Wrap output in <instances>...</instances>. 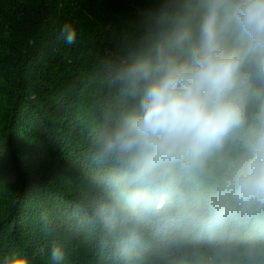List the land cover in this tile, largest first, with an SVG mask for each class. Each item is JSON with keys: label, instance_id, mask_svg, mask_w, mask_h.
Returning <instances> with one entry per match:
<instances>
[{"label": "clouds", "instance_id": "9594fccd", "mask_svg": "<svg viewBox=\"0 0 264 264\" xmlns=\"http://www.w3.org/2000/svg\"><path fill=\"white\" fill-rule=\"evenodd\" d=\"M129 29L109 72L130 103L93 138L110 167L88 224L126 264L150 224L172 264H264V0H155ZM59 38L75 44L76 28Z\"/></svg>", "mask_w": 264, "mask_h": 264}, {"label": "trees", "instance_id": "16d2710c", "mask_svg": "<svg viewBox=\"0 0 264 264\" xmlns=\"http://www.w3.org/2000/svg\"><path fill=\"white\" fill-rule=\"evenodd\" d=\"M155 0H0V264H126L87 222L103 195L109 165L92 159L93 138L130 103L109 72L138 11ZM77 30L75 44L59 33ZM152 246L127 264H172L154 255L164 230L150 224Z\"/></svg>", "mask_w": 264, "mask_h": 264}]
</instances>
